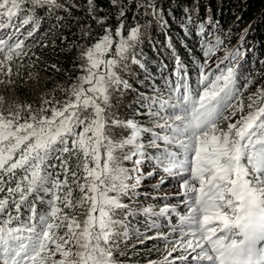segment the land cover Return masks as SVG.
I'll return each instance as SVG.
<instances>
[{
    "label": "snow or ice",
    "instance_id": "6c2138e0",
    "mask_svg": "<svg viewBox=\"0 0 264 264\" xmlns=\"http://www.w3.org/2000/svg\"><path fill=\"white\" fill-rule=\"evenodd\" d=\"M107 2L109 12L100 0H0V264H120L126 219L141 211L169 218L166 231L152 219L153 235H137L139 244L163 243V255L147 264H264V73L249 70L247 50L229 48L232 30L211 17L196 21L189 11L179 25L185 37L195 31L200 52L186 48V64L156 0ZM80 7L83 21L73 15ZM49 16L55 23L42 32ZM69 18L79 30L68 44L78 74L42 93L38 106L20 102L19 81L40 83L35 48L55 46ZM153 27L164 32L173 67L164 88L148 96L133 83L150 79L141 45ZM129 92L148 126L119 118L113 101ZM114 129L128 135L114 138ZM148 149L158 155L144 173ZM157 175L153 191L171 177L176 191L163 198L176 202L158 211L133 206Z\"/></svg>",
    "mask_w": 264,
    "mask_h": 264
},
{
    "label": "trees",
    "instance_id": "16d2710c",
    "mask_svg": "<svg viewBox=\"0 0 264 264\" xmlns=\"http://www.w3.org/2000/svg\"><path fill=\"white\" fill-rule=\"evenodd\" d=\"M71 2V0H70ZM81 6L84 5L85 0H76ZM103 5L105 12H109V5L107 0H100ZM162 14L167 18L168 23L171 25L167 35L172 37L171 43L177 50L181 59L187 64L190 63L192 57H190L187 49H191V52L195 56H199L200 52L197 50L196 40L197 36L194 34L185 37L184 32L179 27L182 21L185 20L186 12H191L193 19L196 21H204L206 17H211L215 21H219L223 25L224 31L227 32L229 29L232 30L230 42L225 41L229 48L239 44L242 48L247 50L246 59L248 60L247 67L252 71H259L264 73V65H261L259 61H264V0H156ZM38 15H44V13H38ZM64 15L63 12L60 13ZM73 15L83 21L85 19V12L83 8H77L74 10ZM138 18L143 21L147 19L137 13ZM237 17H241V20H237ZM70 19L66 20L65 27L59 32L53 35V39L56 40V45L51 46V41H48L49 47L47 48H35L36 55L40 58L39 61H35L37 64L36 71L39 72L40 83L39 86H29L23 84L22 81L18 83L20 86L15 92V96L20 102L33 103L35 106L39 105V97L42 93L51 92L52 89L59 84L61 87L66 86L75 79L77 72L73 71V59L76 55L75 49L72 52L68 51V44L76 40V36L79 34L78 27L75 23H70ZM131 14H129V21ZM128 21V22H129ZM132 22V21H131ZM55 23L52 16L42 23V32L47 31L51 24ZM114 23V22H113ZM93 27H95L93 25ZM195 29V26H193ZM248 28L244 41H238V37L242 34L243 30ZM151 41L146 40L141 47L143 48L142 61L146 63L148 72L150 73V79H145L141 76L140 80H136L133 86L137 91L144 93L145 95L151 96L154 94L153 89H163L165 86V77L167 73L171 71L173 67V56L170 49L167 47V41L165 34L162 30H158L153 27L149 30ZM67 36L68 40L61 44L59 36ZM263 37V38H262ZM182 39L185 41L181 43ZM155 45V47H153ZM223 51L219 55H223ZM259 54V55H258ZM55 64L60 71L52 69L50 65ZM167 66L165 68L164 66ZM15 71V69H14ZM21 72L24 74V78H28V70L22 68ZM192 80L195 81V72H191ZM57 95V93H55ZM247 95V94H246ZM136 95L135 93L129 92L124 96L114 99L113 103L116 105L117 113L121 119H130L135 116L137 107L135 104ZM137 120L148 126L149 122L147 119H141L135 116ZM114 138H120L121 136H127L126 131L113 130ZM149 137H142V142L147 144ZM149 159L142 163L146 166V171H152L155 165V160L152 157L158 155L154 150L148 149ZM135 159V158H134ZM71 163V162H70ZM125 167L132 166L129 161L124 162ZM146 172V173H147ZM162 171L160 175H162ZM159 180V175L153 178L145 180L142 187L139 189V195L137 199L132 202L140 203L138 207L140 209L148 208L152 206L158 211L160 207H163L165 203L173 204L176 202L175 196H169L165 200L164 194H167L166 190L169 185L176 184L175 180L171 177L166 178L165 183L160 185L158 189L153 191L152 186ZM176 187V186H175ZM171 193V192H170ZM147 194V195H146ZM79 196L78 189L74 191L73 197ZM128 203L127 200L124 201ZM174 215V214H173ZM157 220V226L162 230L166 231L169 227L168 217H145V214L141 211L135 217H128L126 223L129 224V239L123 241L120 249L116 253V259L120 264H147L148 259H157L163 255V243L156 240H146L145 243H137V235L143 238V235H153L154 230H149L148 225L151 224V220ZM175 223V219L172 220ZM138 230V232H137ZM159 246L160 252L153 251L154 247ZM173 255H177L174 253Z\"/></svg>",
    "mask_w": 264,
    "mask_h": 264
},
{
    "label": "rangeland",
    "instance_id": "374dc122",
    "mask_svg": "<svg viewBox=\"0 0 264 264\" xmlns=\"http://www.w3.org/2000/svg\"><path fill=\"white\" fill-rule=\"evenodd\" d=\"M131 21L132 20H130L129 22H127V23H131ZM220 53H218V55H219ZM143 163H145V161L143 162ZM131 167V166H130ZM140 168H141V170L144 172V173H146L147 171H146V166L145 165H143V164H141L140 165ZM169 188L166 190V192L167 193H174L175 191H176V187L174 186V185H169L168 186ZM140 203H134L133 204V206H138Z\"/></svg>",
    "mask_w": 264,
    "mask_h": 264
},
{
    "label": "bare ground",
    "instance_id": "6f19581e",
    "mask_svg": "<svg viewBox=\"0 0 264 264\" xmlns=\"http://www.w3.org/2000/svg\"><path fill=\"white\" fill-rule=\"evenodd\" d=\"M167 19V18H166ZM263 38V37H262ZM259 55V54H258Z\"/></svg>",
    "mask_w": 264,
    "mask_h": 264
}]
</instances>
